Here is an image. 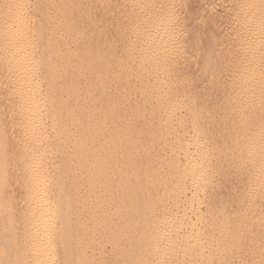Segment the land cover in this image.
Segmentation results:
<instances>
[{"label": "bare ground", "instance_id": "bare-ground-1", "mask_svg": "<svg viewBox=\"0 0 264 264\" xmlns=\"http://www.w3.org/2000/svg\"><path fill=\"white\" fill-rule=\"evenodd\" d=\"M27 1L8 0L0 9V100L14 105L23 137L51 139L48 146L57 150L75 149L76 169L75 217L66 204L57 241L31 247L30 252L41 257L59 244L61 264H261L264 192L252 181L250 169L255 164L258 171L261 160L264 89L256 91L253 86L257 95L252 89V67L258 69L252 66L253 24L238 23L239 47L234 49L238 53L233 50L234 55L221 56L217 62L207 55L196 69L203 79H216L211 91L217 99L214 102L213 96L212 102L198 97L197 88L193 91L191 81L186 83L188 76L185 80L179 76V58L171 53L172 43L180 41L173 40L178 23H170L174 17L168 7L154 12L164 23L145 24L139 20L140 0L120 1L130 23L121 30L125 43L112 69L103 48L89 53L91 42L72 25L69 11L84 16L78 1L58 3L59 18L70 24H65L62 45L49 53L39 45L54 43L53 32L28 23ZM121 13L125 15L124 10ZM28 37L30 46L22 49ZM97 40V45L104 42ZM121 88L138 91L133 115L119 109ZM203 112L214 115V125ZM145 116L152 123L146 129L147 141L144 128L134 122ZM251 119L254 127H249ZM155 140L159 151L154 149ZM69 157H61L59 165H66ZM59 178L60 200L67 203L63 173ZM32 203L29 210L34 212L38 202ZM38 212L34 217L42 221L46 215ZM72 220L76 224L69 236ZM31 227L36 223L32 221Z\"/></svg>", "mask_w": 264, "mask_h": 264}, {"label": "rangeland", "instance_id": "rangeland-1", "mask_svg": "<svg viewBox=\"0 0 264 264\" xmlns=\"http://www.w3.org/2000/svg\"><path fill=\"white\" fill-rule=\"evenodd\" d=\"M7 1L8 0H0V9L7 5ZM46 1L39 0L38 4V2H35V0H28L25 3L24 7L26 9L25 15L31 18V21H29L28 23H30L32 27H38L40 24H42L46 26L48 30L53 32V41H55L54 43L45 44L43 42L39 45L45 52L49 53L56 50L57 46L62 45V36L66 32L65 24L70 23H62V19L59 18V6L61 4L58 3L60 2V0ZM120 1L121 0H76L77 3H80L82 8L81 13L84 16L79 17V13L75 10H73L72 12L69 11L68 13V16L73 17L74 19L72 23L73 27H79L78 32L74 30V33L77 32V34H85L84 38L91 42L93 48L90 49L89 53H92V51L96 50L97 48H103V51H105L103 54L108 57V65L111 66L112 69L118 65L119 61L117 58L122 52V45H124L125 43V41H123L124 38L121 36V30L123 29V27H125L124 25L130 23V21L127 20L130 16L126 15L127 11L125 14V5L123 8V5L120 3ZM44 2L46 3L44 4ZM140 3L145 5L142 6L141 4V8H139L138 10V14L140 16L139 20L141 21V23L145 24L164 23L162 21L163 19L159 16H156V13L154 14V12L156 10H158L157 13L159 11H164L163 7H168L171 12V16L173 15L171 18L174 17L172 19V22L170 21V23H178L176 24L175 28V35L177 34V32L180 33V35L179 33L177 34L179 38H177L178 36L176 35L177 37L173 38V40H180L179 42L181 44H178L179 42L172 41V46L178 44L177 46H175L176 48L178 47L177 50L176 48L174 49V47L171 46V53L179 58V61H177L178 71L180 74L179 76L181 77L183 75L182 77L184 80L188 76V78L186 79V81H188L186 83L189 84V82L191 81L189 85H193V91L197 88L196 93L200 94V92L198 91L203 90V93L201 91V94H198V97H209L212 102L213 100L214 102H216L217 99L215 97L217 95L216 92L211 91V88L216 83V79L213 77H207L206 79H203L202 77H200V73L195 71L200 69L202 60L204 59V57L206 58L207 55H211V57H213L212 60L217 62L218 59L221 58V56L226 57V55L228 54L234 55L238 53L239 51H236L235 53V50H238L239 47V45L236 44L237 37H239L237 31L241 30L237 29L238 23H240L241 25L246 23V25H248L249 23H252V50L255 52L254 53L252 51V56H255V60H252V66L258 68L257 70L255 69V71L252 67V72L254 71L255 73H252V75L254 74V76L256 77L254 79V76H252V79L255 80V82L252 80V89L254 88L253 86H256V91L264 89V78H262V75L259 74V72L261 73L259 69V67L261 66L260 62L262 63V54H264V0H140ZM161 8L163 9L161 10ZM168 9L166 10L169 11ZM68 10L70 9L68 8ZM122 10H124V16H122ZM119 15L124 17V19ZM246 25L244 27H249V25ZM238 28H241L240 25ZM176 29H178L179 31H177ZM97 39H99L100 41L103 40L104 42H101V44L98 43L97 45L95 44L98 41ZM30 40L31 37H28L25 42H22L21 48L28 49L31 43ZM180 45H182L181 48ZM235 45L238 46L236 47L237 49L235 48ZM14 47L16 48V46ZM194 58L196 59V61ZM186 64L187 66H185ZM57 66L60 67V62L57 63ZM180 66H183V68H181ZM184 70L185 73H180ZM257 72L258 74L256 75ZM195 74L197 75L194 76ZM259 75H261L260 77L263 79V81L259 77ZM260 81H262V83ZM257 83H260L261 86ZM136 88H138V86H136ZM121 89L122 91L120 92V96L122 97H119V100H122L123 104H120L119 109L121 108L120 111L123 112L122 114L125 113L127 116L133 115V112H137L133 106L136 104L135 94H137L138 91L136 89V91H134V89H131L129 91L124 90L123 88ZM125 91L126 94H124ZM253 91V93H257L254 89ZM213 96L214 99L212 100ZM127 99L129 101L128 105L125 103ZM73 106L74 105H72V107ZM130 110H132L133 112ZM14 113L15 107L12 103L6 100H0V264H61L62 261L60 263V260L62 259L60 258L62 252H60L61 249L59 244V246L57 244H55L54 247L52 246L51 250L49 249V254L47 253L46 255H42L41 257L38 256L37 258L35 257L36 252L30 251L32 249L31 247H45L48 246L49 242H52L54 240L57 241V233L60 232V223L66 218L61 214L62 212H65L67 208L68 205L66 204L69 203L68 207H71L72 209V218L75 217V209L73 210L76 205V198L74 195L75 190L73 185V180L75 178L74 174L76 172V169H74L75 149L64 151V149L57 150L56 148H51L48 146L51 139L46 140L41 138L38 139V141L32 140L33 142H35L33 144L30 139L23 137V135L21 134L20 124L18 119H15ZM203 113L204 118L208 119V122H211L210 126L214 125L212 124L215 123L213 118L214 115L211 112L208 114H205V112ZM142 118L143 117L139 118L140 120L138 119V121L134 122L135 124L137 123L136 125L141 124L140 126L144 128L143 139L144 141H147L148 136L146 135V132L148 135L149 133L148 131H146V129H148V127H150V124L152 123L151 120H149L150 118L148 119V117L146 116L143 119ZM143 121L145 122L143 123ZM131 127L132 124H129V132H133V127ZM129 128L131 130H129ZM131 132L130 134H132ZM28 140L29 142H31L28 143ZM157 144L158 142L155 140V151H159V148H156L158 147ZM60 156L62 158L63 156H70V159L68 160L66 165H59L61 159ZM62 173L63 181L67 187L68 196H70V201L67 203H64L63 200H60V186L58 183H60L59 176L62 175ZM231 188L232 187H227L226 190L232 191L233 189L230 190ZM84 192L83 194L86 193ZM36 201L38 202V204H36ZM31 203L33 205L36 204L35 206L36 208H38L34 209V212H32V210H29L31 207ZM42 206L44 207L42 208ZM44 209L47 213H43V211H45ZM38 211H41L42 214L46 215L44 216L45 218H42V221L36 218V212ZM32 217H34L35 219H32ZM32 221L34 224L36 223V227H34V229L33 227L29 229ZM86 221L88 222V220ZM45 224L48 228H50L44 230L43 228L46 227L43 225ZM75 224L76 223L73 220L72 222L68 223L67 230L70 233V235L68 234L69 236L73 235ZM109 248L110 247H108V252L110 250ZM44 256H46V258ZM27 259L28 261L25 262Z\"/></svg>", "mask_w": 264, "mask_h": 264}, {"label": "snow or ice", "instance_id": "snow-or-ice-1", "mask_svg": "<svg viewBox=\"0 0 264 264\" xmlns=\"http://www.w3.org/2000/svg\"><path fill=\"white\" fill-rule=\"evenodd\" d=\"M261 69V75L264 77V54H262V63L260 66ZM262 93H264V90H262ZM249 127H254L256 124V121L254 119L249 120ZM260 154H261V160L259 162V168L258 171H254L255 164H253V168L250 169V176L252 177L253 182H258L260 186L261 192H264V102L261 104V113H260ZM255 151V149H253ZM244 264V262H242ZM250 264V262H248ZM261 264H264V260L261 261Z\"/></svg>", "mask_w": 264, "mask_h": 264}]
</instances>
